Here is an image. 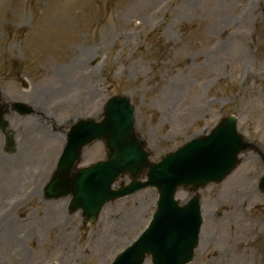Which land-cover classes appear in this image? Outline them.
<instances>
[{
  "label": "rangeland",
  "instance_id": "1",
  "mask_svg": "<svg viewBox=\"0 0 264 264\" xmlns=\"http://www.w3.org/2000/svg\"><path fill=\"white\" fill-rule=\"evenodd\" d=\"M0 80L6 104L46 114L7 117L17 156L2 154L0 134V264H112L148 226L158 192L112 202L88 227L69 199L46 202L41 186L66 129L99 119L121 94L155 161L230 115L264 154V0H0ZM106 158L96 142L81 166ZM263 175L260 154L247 151L226 180L199 191L204 223L190 264H264Z\"/></svg>",
  "mask_w": 264,
  "mask_h": 264
},
{
  "label": "water",
  "instance_id": "2",
  "mask_svg": "<svg viewBox=\"0 0 264 264\" xmlns=\"http://www.w3.org/2000/svg\"><path fill=\"white\" fill-rule=\"evenodd\" d=\"M15 108L31 113L26 105L16 104ZM4 113L0 104L2 124ZM237 123L235 116L226 118L209 135L193 139L155 163L136 131L130 97H114L101 122L81 120L71 129L47 189L50 195L72 194V211L82 209L92 222L109 201L147 187L157 188L160 197L150 227L113 264H144L146 255H152L154 264H188L199 245L203 223L200 196L185 205L175 196L180 187L198 190L219 183L237 167L239 155L253 147L238 133ZM101 139L108 148V160L77 169L84 147ZM127 175L131 184L113 190L112 186ZM141 178L147 181L141 182ZM260 188L264 192V178Z\"/></svg>",
  "mask_w": 264,
  "mask_h": 264
},
{
  "label": "flooded vegetation",
  "instance_id": "3",
  "mask_svg": "<svg viewBox=\"0 0 264 264\" xmlns=\"http://www.w3.org/2000/svg\"><path fill=\"white\" fill-rule=\"evenodd\" d=\"M44 116V115H43ZM3 137H4V135L3 134H1Z\"/></svg>",
  "mask_w": 264,
  "mask_h": 264
},
{
  "label": "bare ground",
  "instance_id": "4",
  "mask_svg": "<svg viewBox=\"0 0 264 264\" xmlns=\"http://www.w3.org/2000/svg\"><path fill=\"white\" fill-rule=\"evenodd\" d=\"M147 264H149V262Z\"/></svg>",
  "mask_w": 264,
  "mask_h": 264
}]
</instances>
